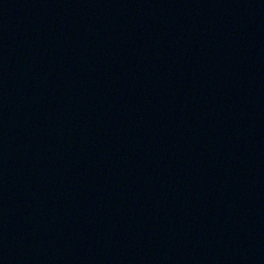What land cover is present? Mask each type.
<instances>
[{"label": "water", "instance_id": "95a60500", "mask_svg": "<svg viewBox=\"0 0 264 264\" xmlns=\"http://www.w3.org/2000/svg\"><path fill=\"white\" fill-rule=\"evenodd\" d=\"M0 264H264V0H0Z\"/></svg>", "mask_w": 264, "mask_h": 264}]
</instances>
